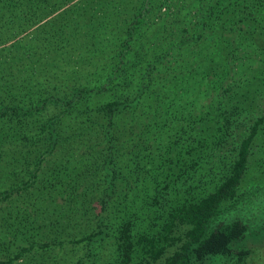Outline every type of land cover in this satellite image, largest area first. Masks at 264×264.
Returning a JSON list of instances; mask_svg holds the SVG:
<instances>
[{"label":"trees","instance_id":"1","mask_svg":"<svg viewBox=\"0 0 264 264\" xmlns=\"http://www.w3.org/2000/svg\"><path fill=\"white\" fill-rule=\"evenodd\" d=\"M263 150L264 0H0V202L94 190L107 264H255L215 217Z\"/></svg>","mask_w":264,"mask_h":264},{"label":"rangeland","instance_id":"2","mask_svg":"<svg viewBox=\"0 0 264 264\" xmlns=\"http://www.w3.org/2000/svg\"><path fill=\"white\" fill-rule=\"evenodd\" d=\"M157 153L154 147L156 163ZM260 156L259 161L251 163L242 182L240 191L246 194L242 208L224 211L215 217L216 221L223 222L239 217L248 224L246 239L250 244L245 242V245L252 249L250 259L255 264H264V150L260 152ZM47 164L52 165L53 159ZM47 164L44 173L49 171ZM4 181L5 177L0 171V188L13 182L9 179L6 180L7 183ZM18 182V178L14 180V183ZM173 190H176V193L178 191L177 188L170 189L166 204L176 198ZM82 192L85 195L77 204H74L70 196L68 199L71 203L63 200L64 190L58 192L53 201L46 202L45 207L44 203L36 204L30 193L13 194L4 202H0V259L13 256L21 246L29 247L28 245L34 244L13 264H107L113 255L109 241L97 245L91 251L83 242H71L95 228L96 192L83 188ZM177 195L182 197L183 193L179 190ZM42 243L47 246L41 247ZM79 261L81 263H78Z\"/></svg>","mask_w":264,"mask_h":264}]
</instances>
